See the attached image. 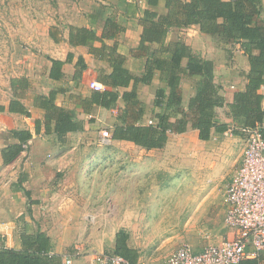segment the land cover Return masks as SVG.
I'll list each match as a JSON object with an SVG mask.
<instances>
[{"label": "rangeland", "instance_id": "obj_1", "mask_svg": "<svg viewBox=\"0 0 264 264\" xmlns=\"http://www.w3.org/2000/svg\"><path fill=\"white\" fill-rule=\"evenodd\" d=\"M98 1L91 0V5L97 6ZM44 4L47 12L58 8L55 0H44ZM36 5L37 0H0V86L4 89L9 85L12 63H28L32 54L42 55L43 60L50 57L47 50L43 53L29 41L26 33L22 35V25H11L12 17L18 15L19 20H15L20 22L26 18L20 12ZM87 8L90 11L91 7ZM238 45L233 43L220 51L228 62L243 69L247 59L237 52ZM194 81L187 79L186 87ZM154 89V85L142 89L144 103H150ZM151 118L157 121L151 112L146 122ZM93 127L67 138L61 149L63 163H44L49 165L42 168L51 172L50 193L41 200L44 208L34 229L46 228L63 254L71 258L75 255L74 264H104L93 261V255L115 252L118 231L128 233V243L137 249L140 264H165L184 243L200 251L228 237L225 192L241 162L243 134L215 133L205 142L173 133L163 148L152 150L131 144L124 149L114 142L101 143L102 130L112 135L108 125ZM51 154L53 150L47 153L49 158ZM21 171L16 173L15 183ZM23 230L21 222L13 236Z\"/></svg>", "mask_w": 264, "mask_h": 264}, {"label": "trees", "instance_id": "obj_2", "mask_svg": "<svg viewBox=\"0 0 264 264\" xmlns=\"http://www.w3.org/2000/svg\"><path fill=\"white\" fill-rule=\"evenodd\" d=\"M160 0H147L149 7L143 10L140 18L142 26L140 44L137 50L148 54L145 71L135 76L124 67V56L115 47L106 52L103 47L92 48L99 57L106 58L111 72L102 77L107 86L103 91H93L91 97L81 99L85 110L93 104L114 108L122 97L124 106L117 111L118 124L112 131V138L123 139L147 149L163 148L171 134L182 133L189 127L197 129L201 140H210L214 133H224L232 125L236 135H242L241 127H260L264 138V15L263 0H166V12L160 13L157 7ZM198 25L202 34L212 38L216 46L239 43L248 58L249 70L246 83L237 89L234 101L227 104L222 94V86L215 81L214 62L193 52L192 47L182 40L167 43V36L173 28ZM123 30L112 19L104 23L103 32L98 36L94 29L71 27L69 41L73 44L92 45L96 40L114 37ZM51 36L59 41L50 30ZM70 59V58H69ZM186 59V64L183 61ZM51 76H61L62 60L52 59ZM83 68L86 66L82 65ZM57 71V72H55ZM169 90L159 87L156 91L154 108L156 123L144 121L146 107L139 98L137 85L150 84L156 72ZM78 78V75L76 76ZM194 79L195 94L187 104L183 103L182 81ZM122 94L119 88H128ZM54 90L49 95H38L35 103L45 109L43 120L36 119L35 132L56 133L59 141H64L68 132L80 129L74 110L59 106ZM229 106L231 124L219 120L218 108ZM20 112L30 115L27 107L18 100H11L9 106L0 105V111ZM154 115V114H153ZM152 119V118H151ZM33 136L28 129H12L8 137L18 141L9 143L2 151L4 164L11 163L23 151L24 144ZM21 179L17 189L29 196L22 186ZM33 202V201H31ZM31 213V209L28 208ZM129 235L118 231L115 238V253L137 263L139 253L128 243ZM62 255L53 251L51 237L40 228L21 235V247L6 245L0 234V264H62ZM240 264H264V250L255 258H247Z\"/></svg>", "mask_w": 264, "mask_h": 264}, {"label": "crops", "instance_id": "obj_3", "mask_svg": "<svg viewBox=\"0 0 264 264\" xmlns=\"http://www.w3.org/2000/svg\"><path fill=\"white\" fill-rule=\"evenodd\" d=\"M165 3L166 0H160L159 5L152 8L158 11L160 8L163 12H159L164 13L166 12ZM55 4L58 5L57 10L55 8V10L47 12L44 0H37L36 8L20 12L22 17L26 14L24 20L17 22L15 19L19 20V16L12 17L14 24L11 25H22L25 28L22 31V35L26 33L27 39L34 43L39 50L42 49L43 53L47 50L50 53V57L47 60H43L41 59L42 55L32 54V57L31 55L28 57L31 58L28 63L24 62L23 65L17 66L12 63L9 85L7 83L5 89L0 86V105L8 107L11 100L16 99L23 103L31 112L30 115H26L20 112H10L9 110L0 111V234L5 237L7 246L15 248L21 247L22 233H34L38 230V228L34 229V227L38 225L42 209L44 208L45 202L41 200L43 196L50 193L49 178L51 172L47 170L48 168L42 170L43 167L49 165L44 163L53 165L55 163H63L65 156L61 154V149L68 137L86 133L94 128V124L108 125L112 131L118 124L117 109L115 108L124 106L122 97L118 99L116 106L110 109L95 103L88 111L81 104V99L91 97L94 91L90 87V82L95 79L102 83V77L112 70L106 58L99 57L91 50V47L98 49L104 45V52L115 47L117 52L124 56V67L135 76H141L144 73L148 57V54H143L137 50L142 32L140 18L143 10L149 7L147 0H143L141 3L137 2V0H100L96 3L97 6L91 5V0H82V3L79 0H55ZM83 5H86V8ZM87 7H91L90 11H88ZM107 19H112L123 26V30L114 37L96 40L92 45L73 44L69 41L71 27L94 29L97 35L101 36ZM51 29L56 36L62 39L56 41L50 34ZM178 39L189 44L197 55L214 62L215 81L222 86V94L227 104L232 103L235 91L244 87L246 83L245 75L249 70L248 58L241 46L238 45L236 49L237 52L244 55L247 59L243 69L238 64H232V62H228L222 57L220 50L228 45L216 46L210 36L201 33L198 25L194 24L189 27L171 29L167 36V43ZM45 45H48V48ZM52 59L64 61L59 78H53L50 74L53 66ZM19 62L23 61L20 60ZM183 64H186V59ZM82 65L86 66V68H83ZM14 68H19L20 70H15ZM77 75L78 78L76 77ZM160 76V72L157 71L150 84L139 83L137 85L140 99L142 98V89L145 86H155L154 93H151L150 103L147 101L143 102L146 107L145 122L149 113L152 112L155 116V112L159 111L153 105L157 89L162 87L166 89V92L169 90ZM187 79L191 78H184L181 84L184 104H187L189 99L195 94L194 85L186 87L185 81ZM194 79L196 77H193ZM103 85L105 86L104 89H106L107 86ZM132 87L133 83L128 88H119V91L122 94L125 90H130ZM53 90L57 92L55 102L66 109L74 110L80 125L79 130L68 132L64 141H59L56 133L46 134L44 127H42L41 133L37 134L35 132L36 119L43 120L46 112L43 107L35 103V98L38 95L47 96ZM218 113L220 121L231 124L232 120L228 105L218 108ZM12 129H28L33 133V136L27 142L28 147L25 153L23 150L11 163L4 164L3 149L9 143L18 141L15 138L8 137V133ZM178 134L191 135L193 141L201 140L198 130L191 127L185 132L174 133V135ZM214 134L212 137L215 136ZM100 140L97 141L100 143ZM201 141L206 142L209 140ZM109 142H114L124 149L131 146V144L137 145L129 140L114 139L112 137L106 143ZM88 143L91 144V141H88ZM52 150L54 154H51L53 156L49 158L47 153ZM34 163L37 166L32 167ZM41 163L43 164L41 165ZM20 168L22 173L19 181L15 183V180H17L15 179L17 178L16 173ZM21 179H23L22 186L29 191V196L17 189ZM74 190L76 191V189ZM30 196L31 199H29ZM28 208L31 209V213ZM19 221L24 224V230L21 234L13 236L16 227L21 223ZM40 229L51 237L55 253L61 254L63 258L66 256L70 257V255L63 254L61 248L55 245L52 235L46 228L42 227ZM228 236H232L230 229ZM75 260V255H73L72 264L75 263Z\"/></svg>", "mask_w": 264, "mask_h": 264}, {"label": "built area", "instance_id": "obj_4", "mask_svg": "<svg viewBox=\"0 0 264 264\" xmlns=\"http://www.w3.org/2000/svg\"><path fill=\"white\" fill-rule=\"evenodd\" d=\"M90 87L97 91L105 88L95 79L90 82ZM148 123L156 122L149 119ZM233 129L231 126L225 132H232ZM239 130L245 136V147L239 167L225 192L224 224L232 231V236L207 244L200 251L184 243L168 256L165 264H240L244 259L259 256L264 250V138L258 125L241 127ZM111 137L109 130L100 133L103 143ZM23 146L25 153L28 143ZM93 261L135 264L120 254L106 251L95 253ZM62 264H72V258H62Z\"/></svg>", "mask_w": 264, "mask_h": 264}]
</instances>
